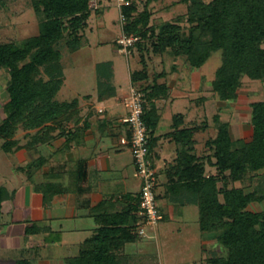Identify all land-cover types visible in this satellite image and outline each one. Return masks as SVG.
<instances>
[{
  "label": "trees",
  "instance_id": "1",
  "mask_svg": "<svg viewBox=\"0 0 264 264\" xmlns=\"http://www.w3.org/2000/svg\"><path fill=\"white\" fill-rule=\"evenodd\" d=\"M31 1L42 16L39 34L21 43H0V69L6 70L9 77L8 99L3 105L6 116L0 123L6 151L50 141L64 132L68 122L81 118L79 98L57 99L65 82L63 53L57 45L66 39L72 51L79 50L92 13L100 9L93 11L92 0ZM129 1L121 8L126 17L123 32L139 37L133 49L141 50L144 63L143 69L132 72L134 82L149 79L144 53L148 40L155 53L171 51L174 56L185 55L194 68L202 67L214 52L221 50L222 62L212 88L223 101L238 98L245 76L264 81V0H180L188 4L187 31L180 21H167L156 28L151 23L152 0H147L143 10H139L136 0ZM98 72V99L116 95L113 62L98 64ZM156 86L168 91L166 84L138 87L146 91L148 99ZM251 108V140H235L230 122L221 121L220 114H215L218 132L207 141L210 153H194V128L181 129L179 139L187 147L167 170V193L181 205H198L203 233L220 231L218 238L227 248V255L211 257L207 264H264V210L249 209L253 202H264V99L252 102ZM145 120L150 135L155 122L149 118L147 107ZM20 128L27 131L25 137H31L26 144H20L16 138ZM208 166L216 168V172L209 174ZM247 177L251 181L259 178L254 189L247 191L244 186L235 185L245 182ZM37 189L43 192L47 204L56 192L49 184L38 185ZM9 197L8 189L0 185V214ZM159 198L157 193L158 201ZM137 210L138 206H133L127 211L102 215L96 233L84 241L79 254L69 257L66 264H130L131 256L122 251L127 243L140 237ZM131 220L133 224H129ZM37 229L36 224L28 225L26 233H35ZM17 264L31 263L19 259Z\"/></svg>",
  "mask_w": 264,
  "mask_h": 264
},
{
  "label": "crops",
  "instance_id": "2",
  "mask_svg": "<svg viewBox=\"0 0 264 264\" xmlns=\"http://www.w3.org/2000/svg\"><path fill=\"white\" fill-rule=\"evenodd\" d=\"M101 10L96 13L100 14ZM177 62L183 65L176 68ZM188 65L185 55H173L169 70L157 72L152 79L149 72L150 85L168 86L167 92L156 86L146 103L148 116L155 122L150 129L149 157L157 170V193L163 219L166 216L175 218L180 208L192 204L181 205L167 193V170L187 147V143L179 139L180 130L194 128L193 152L198 155L210 153L207 141L218 132L207 137L208 123L201 124L198 120L199 104L206 106L208 98L199 95L203 72L194 67L196 70H189ZM132 72L130 88L149 80L134 82ZM113 74L116 95L99 100L98 95L90 94L84 101L79 99L81 118L77 122H68L61 135L39 145L12 151L3 148L4 139L0 137V182L3 181L0 185L10 193L0 214V264L5 260L17 264L19 259H27L31 264H66L69 257L79 254L84 241L96 233L102 215L127 211L133 206H138L136 228L142 223L139 217L141 179L131 147L122 142L130 135L128 125L122 121L129 109L125 99L130 88L120 86L118 89L114 62ZM119 76L122 77L121 72H118ZM206 89L213 91L212 86ZM178 100L184 102L179 104ZM99 107H104V112H99ZM218 113L222 121L223 112ZM23 137L20 144L31 139L30 136ZM199 146L205 147L202 154L197 151ZM41 184H49L56 191L48 204L43 192L37 189ZM133 222L131 220L129 224ZM32 224L39 229L28 235L26 228ZM166 228L164 226L163 233L169 232ZM210 233L203 234L204 245L210 242ZM148 238L151 237L140 236L126 244L122 252L131 256L130 264H164L163 256H158L156 263L149 262ZM129 244H136L134 251L128 250Z\"/></svg>",
  "mask_w": 264,
  "mask_h": 264
},
{
  "label": "rangeland",
  "instance_id": "3",
  "mask_svg": "<svg viewBox=\"0 0 264 264\" xmlns=\"http://www.w3.org/2000/svg\"><path fill=\"white\" fill-rule=\"evenodd\" d=\"M136 1L139 10H143L147 0ZM102 2L104 5L103 7L100 5L101 13L93 12L89 19V26L83 31V45L79 50L72 51L66 39L57 45L63 53L62 63L65 73V82L57 94V99L60 101H71L75 98L84 101L85 96L90 94L96 97L99 86L98 64L102 62L113 61L115 63L117 73L115 82L119 90L120 86L130 88L131 71L143 69L144 63L141 62L142 55L139 48L135 47L129 55L119 48L118 40L124 33L119 1L99 0V4ZM149 7L153 12L151 23L156 28L167 21H180L184 30H188L190 23L187 21V3L180 0H152ZM41 20L42 16L35 11L31 0H4L0 3V43L11 41L21 43L27 38L39 34ZM102 21L103 26L100 25ZM146 42H148V46L144 53L152 79L157 72L171 68L173 54L171 51L164 54L155 53L151 42L149 40ZM221 62L222 51L218 50L202 67L197 69L203 72V82L199 95L208 98L206 106L199 104V109H197L198 120L201 124L208 123L209 129L205 132L207 137L215 136L218 124L214 120V115L221 111L223 112V116L221 114L222 121H228L231 124L232 130H230L233 138L249 141L253 135L251 103L264 99V81L245 76L238 91V98L233 101H226L229 104L227 106L225 102L220 101L221 99L216 92L206 89L212 86L211 79L215 78L216 70ZM177 64L176 68L183 65L181 62H177ZM187 67L189 70L194 69L189 65ZM118 72L122 73V77H118ZM45 77L47 78V75ZM151 79L141 86L146 87L147 84H151ZM8 80L7 71L0 69V123L2 118L6 116L3 105L8 99L6 90ZM211 91L213 95H211ZM178 101H180L179 104L184 102V100ZM26 132L25 129L20 128L16 136L24 141L23 136ZM197 151L202 154L205 152V147L199 146ZM7 169L9 170V168ZM213 172H216V168L208 166V173ZM259 181L257 177L252 181L247 177L245 182H236L235 185L244 186L247 191H250L258 185ZM158 202L160 206L161 201ZM249 209L263 211L264 202H253ZM199 218L198 205L190 204L180 208V212H176L175 218L171 219L166 216L161 220L156 227V232L151 226H146L147 236L151 237L146 240L151 261L156 263L158 256H163L164 264H207V259L211 257H225L228 250L218 238L220 231L211 232L210 238H208L210 242L207 241L204 245V233L201 230ZM164 226L169 232L163 233ZM135 247L136 244L127 246L129 251H134ZM160 259L162 260V258ZM3 264H11V262L5 260Z\"/></svg>",
  "mask_w": 264,
  "mask_h": 264
},
{
  "label": "built area",
  "instance_id": "4",
  "mask_svg": "<svg viewBox=\"0 0 264 264\" xmlns=\"http://www.w3.org/2000/svg\"><path fill=\"white\" fill-rule=\"evenodd\" d=\"M95 1V4L93 2ZM121 11V20L124 23L126 17L122 12V5L130 4L129 0H118ZM99 0H92L91 7L96 10L100 7ZM139 40L138 36L123 35L118 43L120 50L127 55L132 53L133 46ZM129 111L122 121L128 125L130 135L122 139L124 144H128L134 156V163L141 179L140 210L142 223L138 228L140 236H147L146 226H151L156 230L157 225L163 219V214L159 208L157 199V170L150 160V135L148 125L145 120L147 103V93L138 86L132 85L130 92L125 99ZM104 107H99V112H104Z\"/></svg>",
  "mask_w": 264,
  "mask_h": 264
}]
</instances>
